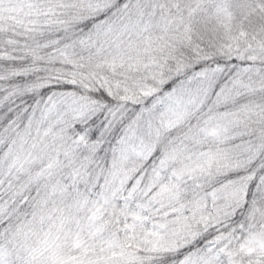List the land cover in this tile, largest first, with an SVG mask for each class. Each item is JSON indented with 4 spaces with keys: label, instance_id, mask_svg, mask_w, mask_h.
I'll return each mask as SVG.
<instances>
[{
    "label": "snow or ice",
    "instance_id": "6c2138e0",
    "mask_svg": "<svg viewBox=\"0 0 264 264\" xmlns=\"http://www.w3.org/2000/svg\"><path fill=\"white\" fill-rule=\"evenodd\" d=\"M0 264H264V0H0Z\"/></svg>",
    "mask_w": 264,
    "mask_h": 264
}]
</instances>
